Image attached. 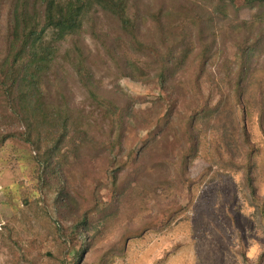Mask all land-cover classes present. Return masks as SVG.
Wrapping results in <instances>:
<instances>
[{
	"label": "rangeland",
	"instance_id": "374dc122",
	"mask_svg": "<svg viewBox=\"0 0 264 264\" xmlns=\"http://www.w3.org/2000/svg\"><path fill=\"white\" fill-rule=\"evenodd\" d=\"M161 2L172 12H183L174 17L176 23L184 18L188 25L193 14L204 20L192 27L191 57L171 80L168 91L160 89L150 57L141 55L137 62L148 75L146 80L135 81L120 74L125 60L137 59L129 52L123 35L110 29L103 17L99 32H107L105 43H115L119 46L116 50L108 54L100 41L88 34L82 37L93 71L92 89L119 108L121 145L116 150L125 161L119 173L124 191L119 196H111L106 186L107 153L99 147H84L62 161V175L73 191L75 205L55 209V193L46 189L40 193L29 145L15 137L1 140L9 130L3 122L10 119L0 96V230L4 223L14 226L17 242L27 246L28 256L34 257L36 264H56L45 255L46 249L53 250L50 239L41 235L44 232L39 235L29 230L21 214L24 201L40 195L52 215L65 225L72 213L81 214L98 198V209L89 213L87 233L91 242L78 264H258L264 251V225L258 207L249 198L242 171L225 165L229 155H211L204 136L199 137L193 157L185 163L180 159L194 143L192 135L183 132L186 118L213 105L224 89L235 106L238 132L243 125L250 142L244 147L239 138L241 154L234 157L235 162H241L246 151L253 148L256 195L264 197V116L260 119L248 98L242 96L237 101L232 90L224 84L220 87L219 82L220 76L226 77V64L234 59L235 41L244 36L234 33L231 24L249 22L253 9L244 7L235 15L229 7V18H215L208 26V10L193 0H139L144 9H156ZM140 26L139 36L156 40L152 19L146 17ZM201 33L203 42L212 41V49L221 56L216 65L207 67L210 77L203 75L196 80L194 63L202 48ZM257 64H264V51L251 60V65ZM59 67L53 66L46 78L59 85L56 90L47 83L48 97L57 102V91L65 95L69 106L87 118L84 121L88 120L90 133L104 141L109 120L72 71L66 65ZM168 108L171 115L165 116ZM2 237L0 233V264H28L18 259L20 251L10 250L8 239ZM259 264H264V254Z\"/></svg>",
	"mask_w": 264,
	"mask_h": 264
},
{
	"label": "trees",
	"instance_id": "16d2710c",
	"mask_svg": "<svg viewBox=\"0 0 264 264\" xmlns=\"http://www.w3.org/2000/svg\"><path fill=\"white\" fill-rule=\"evenodd\" d=\"M197 2L200 8L208 10L205 13L208 26L215 18L219 21L229 18V7L235 15L241 8L253 9L249 22L231 24L234 33L242 32L244 36L235 41L234 59L226 64V70L223 69L226 77L222 79L220 76L219 82L220 87L224 84L232 90L237 101H241L242 96L248 98L261 119L264 116V64L251 65V60L264 51V0H193V3ZM182 13L164 8L162 2L156 9H144L139 0H0V96L10 119L3 122L5 129L8 125L9 130H5L1 140L15 137L29 145L40 193L44 189L55 193V209L75 205L73 191L62 175V161L66 155L76 154L84 147H99L107 153L106 186L110 195L117 197L124 191L119 173L125 161L120 160L116 150L121 145L119 108L112 100L92 89L93 71L88 64L83 35L88 34L93 40L100 41L108 54L116 50L119 46L115 43H105L107 32H99L100 18L103 17L110 23V29L113 27L123 35L121 37L126 39L129 52L137 59L125 60V68L120 74L135 81L146 80L148 75L137 62L141 55L150 57L149 62L156 67L154 76L160 89L168 91L171 80L185 68L191 57L192 27L204 21L199 14H193L188 25L183 22L184 18L180 23L174 22L177 21L174 17ZM146 17L155 23L156 40L152 42L139 36L140 25ZM199 39L202 48L195 56L196 80L203 75L210 77L207 67L216 65L221 56L220 51L212 49V41L203 42V33ZM60 65H66L72 71L77 82L102 110L103 117L109 120L111 126L104 141L97 140L90 133V124L88 120L84 121L85 115L69 106L65 95L57 91L60 96L57 102L48 97L47 83L53 84L56 90L59 85L46 78L53 66L58 68ZM229 73L233 76L230 77ZM229 97L221 89L213 105L205 106L186 118L183 132L184 135H192L194 143L180 159L185 163L188 157L196 154L200 136H204L214 157L229 155L225 165L242 171L249 198L258 207L264 225V197L256 195L253 178V148L246 151L241 162L234 159L241 154L240 146L249 147L250 142L243 125L238 132L235 106ZM165 103L166 107L169 106L168 101ZM169 111L170 108L165 116L171 115ZM240 137L241 145L238 142ZM99 203L97 198L93 206L81 214L72 213L67 225L52 215L41 195L34 200H25L21 214L29 230L39 235L44 232L41 235L50 239L53 250L46 249V256L52 257L56 264H78L91 242L87 233L89 213L98 209ZM14 228L4 223L0 230L2 238L8 239L10 250L20 251L16 254L18 259L36 264V259L28 256L27 246L17 242ZM263 254L264 251L258 258V264Z\"/></svg>",
	"mask_w": 264,
	"mask_h": 264
}]
</instances>
